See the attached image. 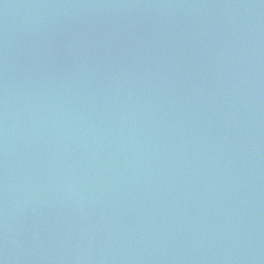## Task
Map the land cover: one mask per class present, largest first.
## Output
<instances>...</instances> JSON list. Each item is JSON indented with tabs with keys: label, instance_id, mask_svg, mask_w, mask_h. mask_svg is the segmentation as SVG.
I'll return each instance as SVG.
<instances>
[{
	"label": "water",
	"instance_id": "water-1",
	"mask_svg": "<svg viewBox=\"0 0 264 264\" xmlns=\"http://www.w3.org/2000/svg\"><path fill=\"white\" fill-rule=\"evenodd\" d=\"M3 264H264V0H0Z\"/></svg>",
	"mask_w": 264,
	"mask_h": 264
},
{
	"label": "snow or ice",
	"instance_id": "snow-or-ice-1",
	"mask_svg": "<svg viewBox=\"0 0 264 264\" xmlns=\"http://www.w3.org/2000/svg\"><path fill=\"white\" fill-rule=\"evenodd\" d=\"M0 264H3V261H0Z\"/></svg>",
	"mask_w": 264,
	"mask_h": 264
}]
</instances>
